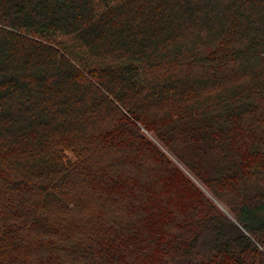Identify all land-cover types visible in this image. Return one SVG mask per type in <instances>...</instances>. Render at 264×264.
<instances>
[{"label":"trees","instance_id":"1","mask_svg":"<svg viewBox=\"0 0 264 264\" xmlns=\"http://www.w3.org/2000/svg\"><path fill=\"white\" fill-rule=\"evenodd\" d=\"M0 264H264V0H0Z\"/></svg>","mask_w":264,"mask_h":264},{"label":"rangeland","instance_id":"2","mask_svg":"<svg viewBox=\"0 0 264 264\" xmlns=\"http://www.w3.org/2000/svg\"><path fill=\"white\" fill-rule=\"evenodd\" d=\"M152 140H155L157 143H159L160 145H162L163 146V149L166 151L165 153L169 156V158L172 160V161H174V162H176L181 168H183L186 172H187V174L188 175H190L194 180H196L195 179V177H194V175H192L191 174V172H189V170L188 169H186L185 167V165H184V163H183V161L179 158V157H177L172 151H169L168 150V148H167V146L165 145V143L164 144H162V142H160V141H162L160 138H158V136H157V134L156 133H152V135L150 134V136H149ZM177 137H179V136H177L176 134L173 136V139L174 138H177ZM180 138V137H179ZM181 140H183L182 142L181 141H179V142H176V145L178 146V147H180L181 148V151H182V153L189 159V160H192V159H196V156L195 155H197V151H196V146H197V144L198 143H194L195 144V146H192L191 145V136L189 135V136H187V135H183L182 136V139ZM195 141H199V139H196ZM198 156H199V152H198ZM193 161V160H192ZM152 162H149L146 166H144L143 167V169H141L143 172H148L149 171V169L147 168V166L148 165H150ZM139 168H142V167H138V172L140 171L139 170ZM188 168V167H187ZM196 181H198V180H196ZM201 182H199L198 184L203 188L204 186H202V184H200ZM245 184H247V182L245 181ZM158 187H160V184H158L157 185ZM205 188V187H204ZM248 188H250V187H248ZM206 189V188H205ZM251 189H255V187H254V184H252V186H251ZM210 190V189H209ZM207 191H208V189H207ZM208 195L212 198V200L214 201V203L219 207V209L220 210H222L224 213H226L228 216H230V217H233L232 215H231V212H230V210L228 209V206H227V203L225 202V201H227L228 199L226 198V197H223V202H222V200H217L218 198H216V196H215V194L213 193V192H209L208 191ZM7 253H5V255H6Z\"/></svg>","mask_w":264,"mask_h":264}]
</instances>
